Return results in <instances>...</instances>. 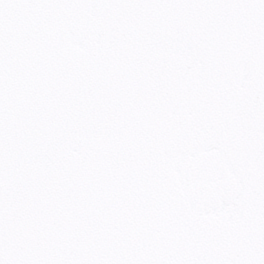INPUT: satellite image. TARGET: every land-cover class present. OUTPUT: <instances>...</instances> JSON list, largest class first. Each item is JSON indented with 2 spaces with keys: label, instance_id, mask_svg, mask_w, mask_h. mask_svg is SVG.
<instances>
[{
  "label": "snow or ice",
  "instance_id": "snow-or-ice-1",
  "mask_svg": "<svg viewBox=\"0 0 264 264\" xmlns=\"http://www.w3.org/2000/svg\"><path fill=\"white\" fill-rule=\"evenodd\" d=\"M0 264H264V0H0Z\"/></svg>",
  "mask_w": 264,
  "mask_h": 264
}]
</instances>
